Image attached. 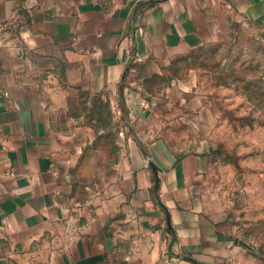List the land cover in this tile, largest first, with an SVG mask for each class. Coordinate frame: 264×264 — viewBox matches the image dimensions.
Returning <instances> with one entry per match:
<instances>
[{
	"label": "crops",
	"instance_id": "crops-1",
	"mask_svg": "<svg viewBox=\"0 0 264 264\" xmlns=\"http://www.w3.org/2000/svg\"><path fill=\"white\" fill-rule=\"evenodd\" d=\"M238 24L264 0H0V264H256L178 67Z\"/></svg>",
	"mask_w": 264,
	"mask_h": 264
},
{
	"label": "rangeland",
	"instance_id": "rangeland-1",
	"mask_svg": "<svg viewBox=\"0 0 264 264\" xmlns=\"http://www.w3.org/2000/svg\"><path fill=\"white\" fill-rule=\"evenodd\" d=\"M178 67L208 97L216 118L217 191L225 229L251 247L247 251L256 264H264V35L253 26L235 25ZM106 141L115 161L114 134Z\"/></svg>",
	"mask_w": 264,
	"mask_h": 264
},
{
	"label": "water",
	"instance_id": "water-1",
	"mask_svg": "<svg viewBox=\"0 0 264 264\" xmlns=\"http://www.w3.org/2000/svg\"><path fill=\"white\" fill-rule=\"evenodd\" d=\"M240 245L246 250H252L251 247L243 241H240Z\"/></svg>",
	"mask_w": 264,
	"mask_h": 264
}]
</instances>
